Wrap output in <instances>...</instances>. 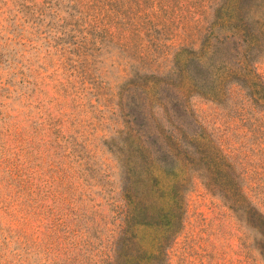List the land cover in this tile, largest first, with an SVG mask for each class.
<instances>
[{"label":"rangeland","instance_id":"obj_1","mask_svg":"<svg viewBox=\"0 0 264 264\" xmlns=\"http://www.w3.org/2000/svg\"><path fill=\"white\" fill-rule=\"evenodd\" d=\"M0 264H264V0H0Z\"/></svg>","mask_w":264,"mask_h":264}]
</instances>
